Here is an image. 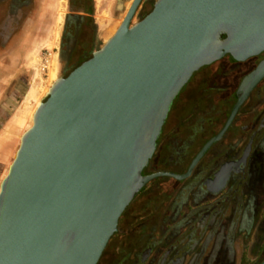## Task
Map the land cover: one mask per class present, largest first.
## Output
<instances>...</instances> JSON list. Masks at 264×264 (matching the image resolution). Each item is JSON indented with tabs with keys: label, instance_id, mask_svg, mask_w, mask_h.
Instances as JSON below:
<instances>
[{
	"label": "water",
	"instance_id": "water-1",
	"mask_svg": "<svg viewBox=\"0 0 264 264\" xmlns=\"http://www.w3.org/2000/svg\"><path fill=\"white\" fill-rule=\"evenodd\" d=\"M48 89L0 182V264H98L151 181L187 179L264 77L244 78L222 131L183 175H143L174 99L200 69L264 52V0H156ZM264 264V259L259 263Z\"/></svg>",
	"mask_w": 264,
	"mask_h": 264
},
{
	"label": "flooded vegetation",
	"instance_id": "flooded-vegetation-1",
	"mask_svg": "<svg viewBox=\"0 0 264 264\" xmlns=\"http://www.w3.org/2000/svg\"><path fill=\"white\" fill-rule=\"evenodd\" d=\"M15 1L21 0L11 1L7 9L12 11L8 13L11 18L16 16L12 5ZM147 2L153 6L154 2ZM21 3L18 11L28 8L31 0ZM67 24L66 18L64 33ZM75 39L67 38L66 45ZM86 44H81L82 53L86 52ZM67 50L71 61L76 45ZM263 60L264 52L244 62L225 56L206 66L205 96L182 116L181 95L201 69L196 72L174 99L155 153L142 174H185L202 147L222 131L238 100L242 81ZM158 179L164 184L161 182L152 194L147 189ZM139 197L143 198V209L154 201L151 208L162 220L157 222L158 242H149L138 251L135 264H221L222 257L230 255L235 240L246 241L257 213H264V77L242 102L222 138L209 147L187 179L157 178L139 192L129 207ZM227 212L231 216L225 226ZM227 227L228 235L224 233Z\"/></svg>",
	"mask_w": 264,
	"mask_h": 264
},
{
	"label": "rangeland",
	"instance_id": "rangeland-1",
	"mask_svg": "<svg viewBox=\"0 0 264 264\" xmlns=\"http://www.w3.org/2000/svg\"><path fill=\"white\" fill-rule=\"evenodd\" d=\"M38 1V5L34 6L38 14L33 26L34 45L27 61H23L29 67L27 72L29 83L21 89L20 101L15 102L18 110H21L16 118V123H23L26 119L24 130L31 125L30 116L35 110L37 103L45 100L47 93L44 94V92L61 75H67L81 63L82 60H78L81 44L87 42L86 48L90 49L91 40L93 39L92 52L100 49L115 33L131 3L130 0H91L90 9L92 16L84 24L83 31L77 34L75 41L70 40L67 46L66 40L63 39V33L66 18L70 15V0ZM147 1L144 0L140 5L133 23L143 18L151 10L152 4ZM150 1L153 3L156 0ZM73 8H77V6ZM60 13H62L61 23L58 22ZM56 33H58L57 38ZM41 40L42 43H39ZM75 45L76 52L73 55V59L69 61L67 49H71ZM54 59H56V72L53 81L50 79V66ZM181 96V101L183 102L179 103V105L182 107V116H184L200 97L205 96V67L194 75ZM17 148L18 145L10 151L8 158L3 160L1 179L5 176ZM158 180L152 184L151 188L147 189L152 194L156 193V188L161 182L164 184V181ZM170 180L168 179V181ZM142 203L143 198H137L122 215L118 225V232L110 240L98 264H135L138 251L142 250L149 242H158L156 239V237H159L157 235L159 232L157 222L162 220V218H159V215L155 214L151 208L155 205L154 201L146 209L142 208ZM225 216L224 225L228 226L227 221L230 219L231 213L227 212ZM233 219L235 220L236 217L233 216ZM255 220L247 240L242 242V244L239 240H235L234 244H232L230 258L233 257V264H259L264 259V213L258 212ZM143 226L145 229H141ZM228 229V227L224 228L226 235H228ZM211 246L209 245L208 251Z\"/></svg>",
	"mask_w": 264,
	"mask_h": 264
},
{
	"label": "crops",
	"instance_id": "crops-1",
	"mask_svg": "<svg viewBox=\"0 0 264 264\" xmlns=\"http://www.w3.org/2000/svg\"><path fill=\"white\" fill-rule=\"evenodd\" d=\"M11 1L0 0V175L3 160L8 158L14 147H17L19 139L25 131L26 119L23 123H16V118L21 110H18L15 102L20 101L21 89L29 83L27 74L29 67L23 61H27L29 54L32 53L31 49H33L35 41L33 26L38 15L34 6H37L39 2L31 0L30 8L26 6L28 8L19 11L18 7L22 5V0L13 2L12 5L16 10L13 11V14L16 16L11 18L9 14L12 11L10 12L9 9L7 12ZM73 1L77 8H73L71 15L86 19L92 16L91 12L87 14L84 10L79 9L86 4L88 6L91 0ZM39 43H42V40ZM92 51L91 46L90 49H86L84 54L91 55ZM1 180L0 177V182ZM239 242L242 244V241L239 240ZM222 258L221 264L234 263L233 257L230 258V255Z\"/></svg>",
	"mask_w": 264,
	"mask_h": 264
},
{
	"label": "trees",
	"instance_id": "trees-1",
	"mask_svg": "<svg viewBox=\"0 0 264 264\" xmlns=\"http://www.w3.org/2000/svg\"><path fill=\"white\" fill-rule=\"evenodd\" d=\"M71 4V8H70V13L73 12V7L75 6L74 4V1L71 0L70 2ZM90 4V3H89ZM87 4L84 5V7H80L79 9H82L84 10V12H86L87 14H89L91 12V9H90V5ZM89 21V19L87 18H83V17H79V16H75V15H68L67 16V28L65 30V33L63 34V39L66 40V38H69V39H73L76 37V35L80 32H82L83 30V27L85 26L84 24L87 23ZM77 32V33H76ZM79 55H78V60H82V61H85L87 60L91 55H87V54H84L86 52H83L82 53V49H80L79 51ZM81 61V62H82Z\"/></svg>",
	"mask_w": 264,
	"mask_h": 264
},
{
	"label": "bare ground",
	"instance_id": "bare-ground-1",
	"mask_svg": "<svg viewBox=\"0 0 264 264\" xmlns=\"http://www.w3.org/2000/svg\"><path fill=\"white\" fill-rule=\"evenodd\" d=\"M58 22L61 23L62 22V13L59 14V17H58ZM59 25V24H58ZM58 37V33H56V38ZM56 58V57H55ZM56 59L53 60L52 62V65L50 66V79L54 81V78H55V72H56ZM48 89V88H47ZM48 93V90H46L44 92V94ZM39 105V102L37 103L36 105V108L38 107ZM35 108V110H36ZM35 110L32 112L31 116H30V120L32 119V116H33V113L35 112Z\"/></svg>",
	"mask_w": 264,
	"mask_h": 264
}]
</instances>
